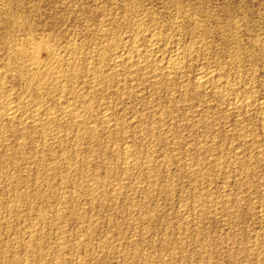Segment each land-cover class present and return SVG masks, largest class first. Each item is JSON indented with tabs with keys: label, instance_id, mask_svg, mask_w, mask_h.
<instances>
[{
	"label": "rangeland",
	"instance_id": "rangeland-1",
	"mask_svg": "<svg viewBox=\"0 0 264 264\" xmlns=\"http://www.w3.org/2000/svg\"><path fill=\"white\" fill-rule=\"evenodd\" d=\"M32 41L53 48L62 59L58 71L67 77L59 88L54 87L53 98L29 87L28 62L12 56L16 46ZM0 47V68L5 71L4 82L9 81L0 114L4 106L19 105L20 100L29 112L36 107L37 97V101L44 99L41 114L51 109L59 113L79 93L83 96L71 104L75 102L72 108L79 111L78 119L86 121L76 124L62 118L61 130L53 126L52 137L49 133L46 137L39 130L26 134L20 125L19 131L1 120L0 264H264V0H0ZM136 47L148 48L152 57L136 56L132 51ZM178 49L183 54L182 70L172 72L170 61ZM38 55L46 56L44 51ZM218 80L223 87L228 85L217 90ZM91 128L96 130L94 140L88 135ZM30 246L33 252L26 249Z\"/></svg>",
	"mask_w": 264,
	"mask_h": 264
},
{
	"label": "bare ground",
	"instance_id": "bare-ground-1",
	"mask_svg": "<svg viewBox=\"0 0 264 264\" xmlns=\"http://www.w3.org/2000/svg\"><path fill=\"white\" fill-rule=\"evenodd\" d=\"M13 14V13H12ZM15 15V14H14ZM16 20V19H15ZM15 20H14V22H15ZM17 20H18V18H17ZM8 21V20H7ZM13 21V20H12ZM19 21V20H18ZM18 24H19V22H18ZM18 24H16V25H18ZM26 25V24H25ZM15 26V25H14ZM11 27V26H10ZM16 27V26H15ZM15 27H13V28H15ZM140 27V26H139ZM9 29V28H8ZM20 30V29H19ZM138 31H140L139 29H137ZM145 30V29H144ZM142 32H143V29H142ZM158 33V32H157ZM144 34V33H143ZM6 35V34H5ZM9 36V35H8ZM153 36V35H152ZM155 36V35H154ZM21 39H23V38H21ZM149 39V38H148ZM152 39V38H151ZM157 39V38H156ZM163 39V38H162ZM33 40V39H32ZM36 40V39H35ZM146 40V39H145ZM26 41V40H25ZM25 41H24V43H25ZM5 42V41H4ZM33 43H31V42H27V45L26 46H16L14 49H13V52H12V56H13V58L15 57V58H18V59H22V58H24L27 62H28V68L25 70L26 71V74H27V81L29 82V87H36V89L38 90V92H40L42 95H44V94H50L48 97L50 98L51 97V94H52V97L51 98H53V89H54V87H56V89L57 88H59L58 86L62 83V81H64V79H65V77H67V75L66 74H63L62 72L60 73L58 70V68H59V65L61 64L60 63V56H59V58H58V55L59 54H57L58 52H56V50H54L53 48H50V47H48V46H45L44 44H35L34 43V41H32ZM145 42V41H144ZM157 42V41H156ZM9 43H10V41H9ZM12 43V42H11ZM143 43V42H142ZM149 43V42H148ZM153 42H151L150 41V43L149 44H151V45H153L152 44ZM159 42H157V44H158ZM18 44V43H17ZM16 44V45H17ZM22 44V43H21ZM121 44H123V43H121ZM141 45V43H138V45ZM146 44V43H145ZM112 45V44H111ZM143 46H144V43L142 44ZM147 45V44H146ZM154 45H156L155 43H154ZM197 45V44H196ZM195 45V46H196ZM114 46V45H113ZM117 46H120V45H118L117 44ZM137 46V45H136ZM149 46V45H148ZM157 46H159V44L157 45ZM109 47V46H108ZM125 47V46H124ZM129 47V46H128ZM131 47V46H130ZM139 47V46H138ZM161 47V46H160ZM193 47V46H192ZM1 48V47H0ZM116 48V47H115ZM120 48V47H119ZM153 48V47H152ZM151 48V49H152ZM158 48V47H157ZM187 48V47H186ZM200 48V47H199ZM76 49H77V47H76ZM105 49V48H104ZM117 49V48H116ZM127 50H129L128 48H126ZM130 49H132V48H130ZM135 49V48H134ZM155 49V48H154ZM185 49V48H184ZM183 49V50H184ZM198 49V48H197ZM75 50V49H74ZM158 50V49H157ZM160 50V52H161V50H163V49H159ZM194 50V49H193ZM196 50V49H195ZM41 51H44L45 52V54H46V56H45V58H43V59H41L40 57H39V52H41ZM101 51V50H100ZM109 51V50H108ZM111 51V50H110ZM116 51H118V50H116ZM132 51H134L135 52V55L136 56H141V57H144L146 60H148L147 58H148V56H150V51L148 50V48H142V49H139V48H137L136 47V49L135 50H132ZM177 51V50H176ZM178 51H179V49H178ZM185 51V50H184ZM192 51V50H191ZM191 51H189L191 54H192V52ZM114 52H115V50H114ZM133 52V53H134ZM160 52H158L159 54H161ZM175 52V51H174ZM181 51H179V53L178 52H176V53H174V56L172 57V60L170 61V59L168 60V61H170V63H171V66H170V68L171 69H169V70H171L172 71V69H178V67H179V69L181 68V66H180V64L182 63V57H183V54L182 53H180ZM186 52H187V50H186ZM188 52V53H189ZM197 52V51H196ZM123 53H125V52H123ZM126 53H127V51H126ZM132 53V52H131ZM131 53H128V54H131ZM133 53H132V56H134L133 55ZM155 53V52H154ZM157 53V52H156ZM157 53V54H158ZM98 54V53H97ZM115 54V53H114ZM121 55H122V52L120 53ZM120 54H118L117 53V55L118 56H116V57H119V56H121ZM152 54V53H151ZM164 54V53H163ZM193 54H195V52L193 53ZM11 55V54H10ZM126 55V54H125ZM153 55V54H152ZM152 55L150 56V57H152ZM170 55V54H169ZM184 55H186V54H184ZM113 56V55H112ZM165 56H166V54H165ZM172 55H170V57H171ZM193 56V55H192ZM108 56L106 55V58H107ZM123 57V56H122ZM163 57H164V55H163ZM124 58V57H123ZM131 58V56H129V57H127V60L128 59H130ZM134 58V57H133ZM132 58V59H133ZM156 58V57H155ZM166 58H167V56H166ZM168 58H169V56H168ZM1 59V58H0ZM2 59H3V57H2ZM6 59V58H5ZM99 59V58H98ZM154 59V58H153ZM62 60V59H61ZM112 60V59H111ZM117 60H119V58L117 59ZM126 60V61H127ZM144 60V59H143ZM143 60L141 59V63H143ZM164 60V59H163ZM184 60V59H183ZM99 61V60H98ZM98 61H96V62H98ZM114 61V60H113ZM124 61H125V59H124ZM135 61V60H134ZM134 61H132L133 63H134ZM138 61V60H137ZM140 61V60H139ZM20 62V61H19ZM101 63H102V65H103V67L104 66H106L107 65V61H106V59H105V57H103L102 58V61H100ZM116 62V61H115ZM114 62V63H115ZM120 62L121 61H118V63L120 64ZM129 62V61H128ZM127 62V63H128ZM147 62V61H146ZM150 62H152V61H150ZM158 62V61H157ZM67 63V62H66ZM140 63V62H139ZM145 63V62H144ZM143 63V64H144ZM165 63V62H164ZM168 62L166 61V64H167ZM185 63V62H184ZM187 63V62H186ZM20 64H24V63H22V61L20 62ZM74 64H75V62H74ZM113 64V63H112ZM122 64V63H121ZM123 64H124V62H123ZM135 64V63H134ZM137 64V63H136ZM149 64V63H148ZM153 64V63H152ZM4 65V64H3ZM63 65V64H62ZM65 65V64H64ZM110 65V64H109ZM117 65V64H116ZM125 65V64H124ZM182 65H185V64H182ZM18 66H21V65H18ZM126 66V65H125ZM131 66H132V64H131ZM145 66V65H144ZM152 66V65H151ZM5 67V66H4ZM8 67V66H7ZM9 67H11L10 65H9ZM26 67V66H25ZM86 67V66H85ZM85 67H84V69H85ZM110 67V66H109ZM114 67V66H113ZM113 67H111V68H113ZM127 67H129V66H127ZM133 67V66H132ZM143 67V66H142ZM141 67V68H142ZM149 67H150V64H149ZM163 67V66H162ZM187 67V66H186ZM3 68V67H2ZM2 68H0V101H1V104H3L4 105V101H3V99H4V97H5V90L7 89V88H5L6 86H5V83H7V82H9V81H7V82H4V80H6V77H5V79H4V76H5V71L4 70H2ZM12 68V67H11ZM10 68V69H11ZM96 68V67H95ZM110 68V69H111ZM118 68H120V66L118 67ZM138 68V67H137ZM183 68H184V66H183ZM13 69V68H12ZM15 69V68H14ZM13 69V70H14ZM18 69V68H17ZM22 69V68H21ZM25 69V68H24ZM72 69V68H71ZM89 69V68H88ZM94 69V68H93ZM124 69V68H123ZM130 69H131V67H130ZM133 69H135V68H133ZM154 69H155V67H154ZM161 69V68H160ZM166 69H167V67H166ZM7 70H8V68H7ZM86 70V69H85ZM92 70V69H91ZM100 70V69H99ZM118 70V69H117ZM116 70V71H117ZM121 70V69H120ZM156 70V69H155ZM181 70H182V68H181ZM12 71V70H11ZM15 71H16V69H15ZM24 71V70H23ZM77 70L75 69L74 70V72H76ZM136 71H138V70H136ZM136 71H134V72H136ZM140 71V70H139ZM164 71H165V69H164ZM167 71V73H168V70H166ZM165 71V72H166ZM207 71V70H206ZM21 72V71H20ZM19 72V73H20ZM66 72H67V70H66ZM65 72V73H66ZM93 72V71H92ZM103 72V71H102ZM113 72V71H112ZM125 72V71H124ZM127 72V71H126ZM160 72V71H159ZM162 69H161V74H162ZM170 72V71H169ZM173 72V71H172ZM8 73H9V70H8ZM22 73V72H21ZM87 73V72H86ZM105 73V72H104ZM117 73V72H116ZM209 73V72H208ZM13 74H14V72H13ZM12 74V75H13ZM18 74V73H17ZM23 74V73H22ZM74 74V73H73ZM79 74V73H78ZM77 74V75H78ZM96 74V73H95ZM103 74V73H102ZM120 74V73H119ZM128 74H129V72H128ZM152 74V73H151ZM158 74V73H157ZM157 74H155L156 76H157ZM213 74V73H212ZM49 76L50 75V77H49V80H47L46 81V76ZM76 75V76H77ZM148 75V74H147ZM209 75H210V73H209ZM6 76H7V74H6ZM9 76H11V75H9ZM18 76V78H22V76H20L19 77V75H17ZM47 76V77H48ZM72 76V75H71ZM85 76V75H84ZM93 76V75H92ZM96 76V75H95ZM94 76V78H96ZM98 76V75H97ZM151 76V75H150ZM161 76V75H160ZM163 76H165L166 77V75H163ZM169 76V75H168ZM167 76V78H171V77H168ZM171 76V75H170ZM174 76V75H173ZM178 76V75H177ZM200 76V75H199ZM205 76H206V78H207V75L205 74ZM218 76V75H217ZM14 77V76H13ZM24 77H26V76H24ZM77 77H79V76H77ZM120 77V76H119ZM126 77V76H125ZM144 77V76H143ZM142 77V78H143ZM212 77H214V76H212ZM211 76H210V78H212ZM90 78V77H89ZM118 78V77H117ZM152 78V77H151ZM160 78V77H159ZM202 78H204V76L202 77L201 76V79ZM9 79V78H8ZM23 79V78H22ZM45 80V81H41V80ZM97 79V78H96ZM95 79V80H96ZM102 78H100V80H101ZM138 79V78H137ZM158 79V78H157ZM173 79V78H172ZM172 79H171V81H172ZM199 79V78H198ZM217 79V78H216ZM24 80V79H23ZM94 80V79H93ZM111 80H112V78H111ZM131 80V79H130ZM156 80V79H155ZM160 80H163V79H160ZM167 80V79H166ZM170 80V79H169ZM84 81H85V79H84ZM91 81V80H90ZM97 81V80H96ZM95 81V82H96ZM122 81V80H121ZM127 81H129L128 79H127ZM158 81V80H157ZM168 81V80H167ZM210 81V80H209ZM213 81V80H212ZM219 81V80H218ZM24 82H26V81H24ZM93 82V81H92ZM124 82H126V81H124ZM135 82V81H134ZM169 82V81H168ZM174 82V81H173ZM204 82H207V81H204ZM214 82H216V81H214ZM214 82H213V84H214ZM27 83V82H26ZM25 83V84H26ZM67 83V82H66ZM76 83H77V80H76ZM87 83H88V81H87ZM104 83V82H103ZM111 83V82H110ZM121 83V82H120ZM123 83V82H122ZM129 83V82H128ZM156 83V82H155ZM154 83V84H155ZM200 83V82H199ZM217 83V82H216ZM219 83H220V85L218 86V85H215V88H222L223 87V82L221 83L220 81H219ZM226 83V82H225ZM228 83V82H227ZM8 84V83H7ZM28 84V83H27ZM73 84V83H72ZM130 84V83H129ZM128 84V85H129ZM158 84V83H157ZM160 84H161V82H160ZM175 84V83H174ZM173 84V85H174ZM202 84V83H201ZM204 84V83H203ZM209 84V83H208ZM212 84V85H213ZM94 85V84H93ZM111 85H113V84H111ZM110 85V86H111ZM163 85V84H162ZM166 85V84H165ZM210 85H211V83H210ZM226 85H228V84H226ZM225 85V86H226ZM78 86H79V84H78ZM98 86V85H97ZM104 86V85H103ZM117 86H118V83H117ZM130 86V85H129ZM134 86V85H133ZM200 86V85H199ZM206 86H207V84H206ZM225 86L223 87V88H225ZM28 87V88H29ZM71 87H73V85L71 86ZM77 86H75V88H76ZM105 87H106V85H105ZM112 87V86H111ZM114 87L116 88V86H115V83H114ZM125 87H126V83H125ZM159 87V86H158ZM163 87H164V85H163ZM196 87V86H195ZM213 87V86H212ZM65 88V87H64ZM68 88V87H67ZM129 88V87H128ZM162 88V87H161ZM193 88V87H192ZM198 89H200L199 87H197ZM196 88V89H197ZM207 88V87H206ZM217 88V90H219ZM77 89H78V87H77ZM91 89V88H90ZM117 89H118V87H117ZM120 89V88H119ZM118 89V90H119ZM126 89V88H125ZM188 89V88H187ZM213 89H214V87H213ZM34 90V89H33ZM72 90V89H71ZM73 90H75V89H73ZM82 90V89H81ZM80 90V91H81ZM111 90H112V88H111ZM121 90V89H120ZM119 90V91H120ZM127 90V89H126ZM226 90V89H225ZM36 91V90H35ZM58 91H59V89H58ZM101 91V90H100ZM113 91V90H112ZM119 91H117V92H119ZM124 91V90H123ZM191 91V90H190ZM198 92L200 91V90H197ZM205 91H206V89H205ZM224 91V90H223ZM222 90H221V92H223ZM7 92H9V91H7ZM57 92V91H56ZM66 92V91H65ZM186 92H187V90H186ZM194 92V91H193ZM217 92V91H216ZM30 93H31V90H30ZM72 93V92H71ZM75 93V92H74ZM121 93V92H120ZM195 93V92H194ZM38 94V93H37ZM61 94V93H60ZM68 94H70V92L68 93ZM187 94V93H186ZM220 94V93H219ZM219 94H217V96H219ZM225 94V93H224ZM10 95V94H9ZM9 95H7V96H9ZM23 95H26V94H23ZM29 95V94H28ZM28 95H27V97L26 98H28ZM39 96H40V94H38ZM56 95V94H55ZM62 95V94H61ZM71 95V94H70ZM69 95V96H70ZM128 95V94H127ZM60 96V95H59ZM83 95L82 94H77V93H75V97L76 98H81ZM209 96V95H208ZM19 97V96H18ZM21 97V96H20ZM30 97V96H29ZM42 97H44V96H42ZM46 97V96H45ZM65 97V96H64ZM74 97V98H75ZM118 97V96H117ZM243 97V96H242ZM10 98V97H9ZM9 98H6V99H9ZM12 98V97H11ZM37 98H39V97H37ZM37 98L35 99L36 100V107L34 108V109H31V111H26L27 110V108H26V110H25V108L23 109L20 105V103H25L23 100H20L19 102V105H17V104H14V105H12L11 104V106L10 105H7V106H4L3 107V109H4V111H3V113H1L0 114V125L2 126V123H1V120L3 121H7V123L9 122L11 125H16V127H17V124L18 125H20L21 127H23V131L27 134V132H31V131H34V130H39L40 132H42V134L44 133V134H46V137L48 136L47 134L49 133L50 134V137H52L51 136V133L54 131V128H53V126H59V125H61V123H62V118H65V120H66V118H69V119H73V121H74V123H76V124H79V123H81V122H83L82 120L84 119H78L79 118V111H77V109L75 108V110L72 108V105L74 106L75 105V102H73L74 104H71L72 103V101H73V97L71 96V100H69L70 102H69V104L68 103H66V104H68L65 108V110L64 111H62L63 109H61V111H62V113L61 114H59L61 111H59V113H56L55 111H53V109H51V111L49 112V111H47V110H45V111H47V112H45V113H42L41 114V109L45 106L44 105V102L42 103V100H44L43 98L42 99H40L39 101H37ZM57 98V97H56ZM67 98V97H66ZM245 98V97H244ZM5 99V100H6ZM21 99H22V97H21ZM25 99V98H24ZM31 99V98H30ZM29 99V100H30ZM60 99V98H59ZM87 99V98H86ZM93 99V98H92ZM91 99V100H92ZM223 99V98H222ZM238 99V98H237ZM236 99V100H237ZM33 100V99H32ZM46 100V99H45ZM224 100V99H223ZM16 101V100H15ZM18 101V100H17ZM26 101H27V99H26ZM51 101V100H50ZM54 101H55V97H54ZM59 101V100H58ZM65 101H66V99H65ZM86 102H87V100H85ZM85 101H83V103L85 102ZM204 101V100H203ZM246 101V99L244 100V102ZM6 102V101H5ZM7 102H8V100H7ZM14 102V101H13ZM27 102H29V101H27ZM32 102V101H31ZM30 102V105L32 106V103ZM47 102V101H46ZM56 102V101H55ZM77 102V101H76ZM79 102V101H78ZM85 102V103H86ZM34 103V104H35ZM48 103V102H47ZM65 103V102H64ZM82 103V102H81ZM7 104V103H6ZM5 104V105H6ZM27 104V103H26ZM25 104V105H26ZM78 104V103H77ZM230 104H232V103H230ZM242 104V103H241ZM28 105H29V103H28ZM81 105V104H80ZM91 105V102H89V106ZM243 105V104H242ZM2 106V105H1ZM34 106V105H33ZM76 106V105H75ZM59 107V106H58ZM60 107H62V105L60 106ZM64 107V106H63ZM94 107V106H93ZM29 108V107H28ZM49 108V107H48ZM52 108H53V106H52ZM55 108V107H54ZM88 108V107H87ZM86 108V109H87ZM92 108V107H91ZM102 108V107H101ZM236 108V107H235ZM45 109V108H44ZM58 109V108H57ZM94 109V108H93ZM97 108H95V110H96ZM98 109H99V107H98ZM103 109V108H102ZM167 109V108H166ZM1 110V109H0ZM59 110V109H58ZM105 110V109H104ZM108 109H106L105 111H107ZM182 110V109H181ZM233 110V109H232ZM2 111V110H1ZM43 111V110H42ZM76 111L79 113L78 115L76 114ZM81 111H83V110H81ZM90 111V110H89ZM93 111V110H92ZM111 111V110H110ZM168 111V110H167ZM166 111V112H167ZM179 111V110H178ZM44 112V111H43ZM84 112H85V110L83 111V114H84ZM88 112V111H87ZM94 112V111H93ZM102 112V111H101ZM101 112H99V113H101ZM112 112V111H111ZM89 113V115L90 116H92V113L90 114V112H88ZM88 113H86V115H88ZM97 113V112H96ZM96 113H95V116H96ZM163 113V112H162ZM98 114V113H97ZM105 114H107V113H105ZM104 114V115H105ZM85 115V114H84ZM84 115H83V117H84ZM167 115V114H166ZM98 116V115H97ZM102 116V115H101ZM106 116V115H105ZM104 116V117H105ZM108 116V115H107ZM114 116V115H113ZM169 116V115H168ZM177 116V115H176ZM109 117V116H108ZM110 117H111V115H110ZM162 117H163V115H162ZM166 117V116H165ZM164 117V118H165ZM90 118V117H89ZM169 118V117H168ZM108 119V118H107ZM162 119V118H161ZM174 119V118H173ZM64 119H63V121H65ZM85 120H86V117H85ZM87 120H91V118L90 119H88L87 118ZM104 120V119H103ZM106 120V119H105ZM108 120H110V118L108 119ZM112 120V119H111ZM3 121V122H4ZM67 121V120H66ZM71 121V120H70ZM72 121V122H73ZM114 121V120H113ZM261 121V120H260ZM264 121V120H263ZM86 122V121H85ZM85 122H83V123H85ZM92 122H94V121H92ZM108 122V121H107ZM107 122L105 121V125L107 124ZM112 122V121H111ZM117 122H120V121H117ZM160 122V121H159ZM239 122V121H238ZM6 123V122H5ZM68 123H69V121H68ZM82 123V124H83ZM198 123H201V122H198ZM73 124V123H72ZM89 124V123H88ZM68 125H70V123L68 124ZM67 125V126H68ZM81 125V124H80ZM85 125V124H84ZM90 125H92V123H90ZM104 125V124H103ZM104 125V128L105 127H107V126H109V125H107V126H105ZM111 125H112V123H111ZM114 125V124H113ZM4 126V125H3ZM57 126V127H58ZM71 126V125H70ZM158 126V125H157ZM206 126H208V125H206ZM4 127H6V125L4 126ZM13 128V126H10V128ZM15 127V128H16ZM20 127V128H21ZM56 127V128H57ZM65 127V126H64ZM73 127V126H72ZM71 127V128H72ZM81 127V126H80ZM85 127H86V125H85ZM94 127H95V125H94ZM155 126H153V127H151V128H154ZM18 128V127H17ZM16 128V129H17ZM20 128H18V130L20 129ZM59 128H60V126H59ZM62 128V127H61ZM61 128H60V130H61ZM67 128V127H66ZM70 128V129H71ZM99 128H101V127H99ZM109 128V127H108ZM112 128H114V127H112ZM185 128V127H184ZM208 128V127H207ZM6 129V128H5ZM4 129V130H5ZM76 129V128H75ZM74 129V130H75ZM80 129V128H79ZM81 129L83 130V128L81 127ZM86 129V128H85ZM96 129V128H95ZM98 129V128H97ZM118 129V128H117ZM122 129H123V127H122ZM156 129V128H155ZM21 130V132H22V134H23V131ZM68 130H69V126H68ZM67 130V131H68ZM72 130V129H71ZM163 130V129H162ZM0 131H1V129H0ZM6 131V130H5ZM13 131H14V129H13ZM20 131V130H19ZM58 131V130H57ZM56 131V132H57ZM77 131V130H76ZM75 131V132H76ZM81 130H79V132H80ZM154 131V130H153ZM156 131V130H155ZM61 132V131H60ZM66 132V131H65ZM83 132H84V130H83ZM86 132V131H85ZM96 132V130H93L92 128H91V130H90V133H88V135H90L89 137L90 138H92L93 136H94V134L93 133H95ZM159 132V131H158ZM253 132V131H252ZM251 132V133H252ZM1 133H2V131H1ZM12 133V132H11ZM31 133H33V132H31ZM62 133H63V131H62ZM61 133V134H62ZM69 133V132H68ZM156 133V132H155ZM160 133V132H159ZM240 133H241V129H240ZM39 134V133H38ZM41 134V133H40ZM60 136H61V134L60 133H58ZM80 134H81V132H80ZM80 134H77V135H80ZM85 134V133H84ZM255 134V133H254ZM28 135H30V134H28ZM28 135H26V136H28ZM53 135H54V133H53ZM55 135H57L56 133H55ZM65 135V134H64ZM76 135V136H77ZM86 136H87V134H85ZM98 135V134H97ZM112 135V134H111ZM161 135H162V133H161ZM253 135V134H252ZM3 136V135H2ZM5 136V135H4ZM3 136V137H4ZM23 136V135H22ZM63 136V135H62ZM67 136L69 137V134H67ZM73 136V135H72ZM82 136V138H83V135H81ZM242 136V135H241ZM58 137V136H57ZM65 137H66V135H65ZM67 137V138H68ZM78 137V136H77ZM97 137V136H96ZM124 137V136H123ZM154 137V136H153ZM1 138V137H0ZM21 138V137H20ZM28 138H29V136H28ZM71 138V137H70ZM74 138H75V135H74ZM89 138V139H90ZM98 138H100V137H98ZM127 138V137H126ZM125 138V139H126ZM4 139V138H3ZM49 139V138H48ZM55 139V138H54ZM59 139V138H58ZM57 139V140H58ZM84 139V138H83ZM86 139V138H85ZM95 139H97V138H95ZM162 139V138H161ZM19 140V139H18ZM44 140H46L45 138H44ZM59 140H61V139H59ZM58 140V141H59ZM79 140H80V137H79ZM88 140V139H87ZM91 140V139H90ZM93 140H94V137H93ZM113 140V139H112ZM117 140V139H116ZM23 141V140H22ZM41 141V140H40ZM51 141H53V140H51ZM85 141V140H84ZM97 141V140H96ZM98 141H99V139H98ZM1 142V141H0ZM48 142H50V141H48ZM61 142V141H60ZM68 142H69V140H68ZM74 142V141H73ZM91 142V141H90ZM95 142V141H94ZM2 143V142H1ZM31 143V142H30ZM46 143V142H45ZM63 142H61V144H62ZM76 143V142H75ZM98 143V142H97ZM103 143V142H102ZM177 143V142H176ZM194 143V142H193ZM48 144V143H47ZM64 144V143H63ZM71 144V143H70ZM91 144H92V142H91ZM1 145V144H0ZM42 145V144H41ZM50 145V144H49ZM67 145V144H66ZM69 145V144H68ZM67 145V146H68ZM73 145H76V144H73ZM88 145V144H87ZM105 145V144H104ZM65 146V145H64ZM70 146V145H69ZM77 146H79L78 145V143H77ZM84 146V145H83ZM89 146V145H88ZM127 146V145H126ZM176 146V145H175ZM260 146V145H259ZM2 147V146H1ZM47 147V146H46ZM60 147H62V145L60 146ZM66 147V146H65ZM205 147V146H204ZM251 147V146H250ZM256 147V146H255ZM9 148V147H8ZM45 148V147H44ZM78 148V147H77ZM82 148V147H81ZM80 148V149H81ZM93 148V147H92ZM128 148H129V146H128ZM167 148H168V146H167ZM95 149V148H94ZM100 149V148H99ZM102 149H104V148H102ZM132 149V148H131ZM130 149V150H131ZM195 149V148H194ZM209 149V148H208ZM7 150V149H6ZM37 150V149H36ZM44 150V149H43ZM92 150V149H91ZM127 150V149H126ZM134 150V149H133ZM197 150V149H196ZM259 150V149H258ZM17 151V150H16ZM63 151V150H62ZM100 151V150H99ZM106 151V150H105ZM40 152V151H39ZM43 152V151H42ZM41 152V153H42ZM94 152V151H93ZM104 152V151H103ZM128 152V151H127ZM131 152V151H130ZM24 153V152H23ZM64 153V152H63ZM69 153V152H68ZM142 153H143V151H142ZM1 154V153H0ZM18 154V153H17ZM125 154H126V151H125ZM150 154V153H149ZM23 155V154H22ZM72 155V154H71ZM94 155V154H93ZM97 155V154H96ZM100 155V154H99ZM120 155V154H119ZM130 155H132V152H131V154ZM141 155V154H140ZM145 155V154H144ZM154 155V154H153ZM262 155V154H261ZM261 155H259V156H261ZM4 156V155H3ZM5 156H6V154H5ZM5 156H4V158H5ZM29 156H31V155H29ZM34 156V155H33ZM76 156V155H75ZM105 156V155H104ZM125 155L123 154V157H124ZM167 156V155H166ZM37 157V156H36ZM64 157V156H63ZM114 157V156H113ZM119 157V156H118ZM149 157H151V154H150V156ZM177 157V156H176ZM21 158V157H20ZM38 158V157H37ZM70 157H68V159H69ZM72 158V157H71ZM79 158V157H78ZM77 158V159H78ZM164 158V157H163ZM171 158V157H170ZM259 158V157H258ZM6 159H8V158H6ZM65 159V158H64ZM120 159V158H119ZM146 159H147V157H146ZM20 160V159H19ZM71 160V159H70ZM76 160V159H75ZM86 160V159H85ZM135 160H137V158L135 159ZM167 160V159H166ZM237 160V159H236ZM242 160V159H241ZM251 160V159H250ZM5 161V160H4ZM46 161V160H45ZM80 161V160H79ZM107 161V160H106ZM126 162L128 161V160H125ZM125 161H124V163H125ZM165 161V160H164ZM59 162H61V161H59ZM58 162V163H59ZM69 162H71V161H69ZM104 162H105V160H104ZM112 162V161H111ZM130 162V161H129ZM153 162V161H152ZM197 162V161H196ZM230 162V161H229ZM244 162V161H243ZM248 162V161H247ZM42 163L43 162H41V166H42ZM57 163V164H58ZM86 163V162H85ZM128 163V162H127ZM134 163V162H133ZM192 163V162H191ZM57 164H56V166H57ZM61 164V163H60ZM102 164V163H101ZM205 164V163H204ZM219 164H220V161H219ZM244 164V163H243ZM49 165H52V164H49ZM59 165V164H58ZM63 165H65L64 163H63ZM71 165V164H70ZM73 165H75V163L73 164ZM78 166H79V164H77ZM87 165H88V163H87ZM98 165H100V164H98ZM136 165V164H135ZM159 165H161V163L159 164ZM179 165V164H178ZM26 166V165H25ZM41 166H40V168H41ZM47 166H48V164H47ZM96 167H97V165H95ZM104 166H105V164H104ZM128 166V165H127ZM130 166H131V164H130ZM132 166H134L133 164H132ZM137 166L138 165H136V167L135 168H137ZM182 166V165H181ZM226 166H227V162H226ZM244 166V165H243ZM52 167V166H51ZM60 167H62V166H60ZM60 167H58V168H60ZM64 167V166H63ZM67 167H68V165H67ZM73 167H75V166H73ZM72 167V168H73ZM77 167V166H76ZM85 167V166H84ZM124 167H125V164H124ZM140 168H141V166H139ZM184 167V166H183ZM193 167V166H192ZM191 167V168H192ZM195 167H197V166H194V168ZM200 167V166H199ZM216 167H218V166H216ZM223 167V166H222ZM221 166H220V168H222ZM56 168V167H55ZM70 168V167H69ZM107 168V167H106ZM133 168V167H132ZM185 168V167H184ZM194 168H193V171H194ZM225 168V167H224ZM8 169V168H7ZM42 169V168H41ZM46 169H48V168H46ZM45 169V170H46ZM54 169V168H53ZM74 169V168H73ZM76 169V168H75ZM134 169V168H133ZM139 169V168H138ZM223 169V168H222ZM238 169V168H237ZM5 170V169H4ZM49 170V169H48ZM51 170V169H50ZM57 170V169H56ZM61 170V169H60ZM78 170H79V168H78ZM105 170V169H104ZM128 170H130V167H129V169ZM146 170H147V168H146ZM145 170V171H146ZM154 170V169H153ZM199 170V169H198ZM197 170V171H198ZM226 170V169H225ZM53 171V170H52ZM74 171V170H73ZM99 171V170H98ZM112 171V170H111ZM118 171V170H117ZM148 171H149V169H148ZM152 171V170H151ZM196 171V172H197ZM200 171V170H199ZM6 172V171H5ZM51 172V171H50ZM67 172V171H66ZM75 172L76 173H78L76 170H75ZM83 172V171H82ZM87 172V171H86ZM85 172V173H86ZM129 172H131V171H129ZM156 172H159V171H156ZM195 172V171H194ZM222 172V171H221ZM225 172V171H224ZM1 173H3V172H1ZM42 173H43V171H42ZM47 173V172H46ZM46 173H45V176L44 177H46ZM96 173V172H95ZM112 173V172H111ZM133 173V172H132ZM150 173V172H149ZM152 173V172H151ZM155 173V172H154ZM229 173V172H228ZM87 174V173H86ZM215 174V173H214ZM231 174V173H230ZM8 175V174H7ZM41 175V174H40ZM40 175L38 176V177H40ZM71 175V174H70ZM81 175H83V174H81ZM91 176H92V174H90ZM100 175V174H99ZM111 175V174H110ZM152 175V174H151ZM170 175V174H169ZM206 175V174H205ZM42 176V175H41ZM65 176V175H64ZM95 176H96V174H95ZM98 176V175H97ZM126 176V175H125ZM130 176V175H129ZM159 176V175H158ZM9 177H10V175H9ZM70 177V176H69ZM76 177V176H75ZM86 177H87V175H86ZM85 177V178H86ZM89 177V176H88ZM113 177V176H112ZM156 177H157V175H156ZM212 177V176H211ZM7 178H8V176H7ZM32 178V177H31ZM30 178V179H31ZM33 178H34V176H33ZM32 178V179H33ZM77 178V177H76ZM106 178V177H105ZM150 178V177H149ZM148 178V179H149ZM167 178V177H166ZM171 178V177H170ZM10 179V178H9ZM36 179H37V177H36ZM41 179V178H40ZM42 179H43V177H42ZM47 179H48V177H47ZM46 179V181H47V183L49 182L48 180ZM52 179V178H51ZM61 179V178H60ZM99 179V178H98ZM120 179V178H119ZM125 179V178H124ZM165 179V178H164ZM196 179H198V178H196ZM6 180H8V179H6ZM15 180V179H14ZM38 180V179H37ZM37 180H36V182H37ZM55 180V179H54ZM97 180V179H96ZM110 180V179H109ZM108 180V181H109ZM122 180H123V178H122ZM150 180H152V179H150ZM155 180V179H154ZM246 180V179H245ZM10 181H11V179H10ZM29 181V180H28ZM39 181V180H38ZM43 181H44V179H43ZM65 181V180H64ZM80 181V180H79ZM105 181V180H104ZM9 182V181H8ZM52 182H53V180H52ZM58 182V181H57ZM73 182V181H72ZM113 182V181H112ZM123 182V181H122ZM4 183V182H3ZM46 183V182H45ZM50 183V182H49ZM62 183V182H61ZM60 183V184H61ZM76 183V182H75ZM80 183V182H79ZM93 183H94V181H93ZM119 183V182H118ZM153 183V182H152ZM193 183H194V181H193ZM6 184V183H5ZM30 184V183H29ZM35 184V183H34ZM115 184V183H114ZM155 184V183H154ZM169 184V183H168ZM175 184V183H174ZM0 185H1V183H0ZM9 185V183L7 184V186ZM75 185V184H74ZM82 185V184H81ZM83 185H84V183H83ZM82 185V186H83ZM108 185H109V183H108ZM123 185V184H122ZM121 185V186H122ZM131 185V184H130ZM164 185V184H163ZM210 185V184H209ZM2 186V185H1ZM20 186V185H19ZM32 186V185H31ZM113 186V185H112ZM157 186V185H156ZM170 186V185H169ZM191 186H193V185H191ZM249 186V185H248ZM3 187V186H2ZM6 187V186H5ZM4 187V188H5ZM87 187V186H86ZM123 187V186H122ZM159 187H161V185L159 186ZM166 187H167V185H166ZM190 187V186H189ZM196 187V186H195ZM83 188V187H82ZM91 188V187H90ZM102 188V187H101ZM170 188V187H169ZM168 188V189H169ZM202 188V187H201ZM2 189V188H1ZM18 189V188H17ZM34 189V188H33ZM56 189V188H55ZM117 189V188H116ZM123 189V188H122ZM173 189V188H172ZM7 190V189H6ZM94 190V189H93ZM144 190V189H143ZM166 190V189H165ZM171 190V189H170ZM198 190V189H197ZM248 190H249V188H248ZM31 191V190H30ZM43 191H45V190H43ZM56 191V190H55ZM88 191V190H87ZM113 191H114V189H113ZM120 191V190H119ZM118 191V192H119ZM122 191V190H121ZM169 191V190H168ZM205 191V190H204ZM251 191V190H250ZM250 191H249V193H250ZM13 192V191H12ZM21 192V191H20ZM76 192H77V190H76ZM105 192V191H104ZM166 192H167V190H166ZM170 192H172V191H170ZM18 193H19V191H18ZM36 193V192H35ZM41 193V192H40ZM45 193H46V191H45ZM67 193V192H66ZM94 193V192H93ZM96 193V192H95ZM149 193V192H148ZM199 193V192H198ZM197 193V194H198ZM246 193V192H245ZM39 194V193H38ZM90 194V193H89ZM105 194V193H104ZM146 194V193H145ZM167 194H169V193H167ZM174 194V193H173ZM201 195H202V193H200ZM16 195V194H15ZM15 195L13 196V198L15 197ZM20 195V194H19ZM32 195H33V193H32ZM37 195V194H36ZM43 195V194H42ZM88 195V194H87ZM121 195V194H120ZM149 195H150V193H149ZM154 195V194H153ZM28 196V195H27ZM35 196V195H34ZM41 196V195H40ZM147 196V195H146ZM170 196V195H169ZM203 196H204V194H203ZM231 196V195H230ZM19 197V196H18ZM23 197V196H22ZM208 197V196H207ZM16 198V197H15ZM34 198V197H33ZM32 198V199H33ZM44 198V197H43ZM42 198V199H43ZM50 198V197H49ZM54 198V197H53ZM57 198V197H56ZM64 198V197H63ZM17 199V198H16ZM36 199V198H35ZM48 199V198H47ZM47 199H46V201H47ZM141 199V198H140ZM204 199V198H203ZM37 200V199H36ZM35 200V201H36ZM40 200V199H39ZM49 200V199H48ZM56 200V199H55ZM67 200V199H66ZM78 200V199H77ZM94 200V199H93ZM14 201H15V199H14ZM18 201H21V200H18ZM33 201V200H32ZM32 201H31V203H32ZM44 201H45V199H44ZM228 201V200H227ZM24 202V201H23ZM22 202V203H23ZM34 202V201H33ZM54 202V201H53ZM137 202V201H136ZM205 202V201H204ZM14 203V202H13ZM17 203V202H16ZM47 203V202H46ZM51 203V202H50ZM60 203V202H59ZM206 203V202H205ZM211 203H212V201H211ZM222 203V202H221ZM221 203H219V204H221ZM238 203V202H237ZM10 204V203H9ZM20 204V203H19ZM28 204V203H27ZM216 204V203H215ZM263 204V203H262ZM2 205V204H1ZM26 205V204H25ZM32 205V204H31ZM68 205V204H67ZM131 205V204H130ZM210 205V204H209ZM35 206V205H34ZM68 206H70V205H68ZM1 207V206H0ZM10 207V206H9ZM11 207H12V205H11ZM17 207V206H16ZM19 207H20V205H19ZM203 207V206H202ZM217 207V206H216ZM2 208H3V206H2ZM40 208V207H39ZM58 208V207H57ZM223 208V207H222ZM22 209V208H21ZM34 209V208H33ZM66 209H68V207L66 208ZM71 209H73V207H71ZM74 209H77V208H74ZM232 209V208H231ZM119 210V209H118ZM159 210V209H158ZM194 210V209H193ZM226 210H228L227 208H226ZM10 211V210H9ZM61 210H59V212H60ZM72 211V210H71ZM203 211V210H202ZM210 211V210H209ZM3 212V211H2ZM8 212V211H7ZM16 212V211H15ZM24 212V211H23ZM68 212V211H67ZM73 212H74V210H73ZM75 212H76V210H75ZM79 213L81 212L80 210L78 211ZM156 212V211H155ZM157 212H159V211H157ZM11 213V212H10ZM18 213V212H17ZM33 213V212H32ZM39 213V212H38ZM37 213V214H38ZM118 213V212H117ZM19 214H21V213H19ZM40 214V213H39ZM64 213H62L61 215H63ZM77 214V213H76ZM153 214V213H152ZM213 214V213H212ZM15 215V214H14ZM18 215V214H17ZM45 215V214H44ZM73 215V214H72ZM74 215H75V213H74ZM78 215V214H77ZM84 215H85V213H84ZM207 215V214H206ZM19 216V218H20V215H18ZM51 216V215H50ZM65 216V215H64ZM79 216V215H78ZM77 216V217H78ZM83 216V215H82ZM140 216V215H139ZM16 217V216H15ZM41 217H43V215L41 216ZM76 217V218H77ZM80 217V216H79ZM152 217V216H151ZM204 217V216H203ZM22 218V217H21ZM40 218V217H39ZM59 218V217H58ZM63 217H61V219H62ZM82 218V217H81ZM143 218V217H142ZM15 219V218H14ZM24 219H26V217H24ZM45 219V218H44ZM67 219V218H66ZM84 219V218H83ZM82 219V220H83ZM150 219V218H149ZM16 220V219H15ZM22 220V219H21ZM52 220V219H51ZM79 220V219H78ZM85 220V219H84ZM83 220V221H84ZM151 220V219H150ZM2 221V220H1ZM19 221H20V219H19ZM24 221V220H23ZM81 221V220H80ZM147 221V220H146ZM198 221V220H197ZM25 222V221H24ZM82 222V221H81ZM88 222H90V220L88 221ZM110 222V221H109ZM200 222H201V220H200ZM142 223V222H141ZM8 224V223H7ZM6 224V225H7ZM13 224V223H12ZM94 224V223H93ZM183 224V223H182ZM9 225V224H8ZM14 225V224H13ZM17 225V224H16ZM27 225V224H26ZM21 226V225H20ZM30 226V225H29ZM28 226V227H29ZM10 227V226H9ZM34 227V226H33ZM45 227H46V225H45ZM88 227V226H87ZM11 228H12V226H11ZM25 228V227H24ZM37 228V227H36ZM60 228H61V226H60ZM60 228L58 229V230H60ZM180 228V227H179ZM15 229V228H14ZM20 229V228H19ZM65 229V228H64ZM98 229V228H97ZM185 229V228H184ZM12 230V229H11ZM21 230V229H20ZM52 230V229H51ZM89 230V229H88ZM87 230V231H88ZM91 230V229H90ZM92 230H93V228H92ZM186 230V229H185ZM189 230V229H188ZM6 231V230H5ZM17 231H19V230H17ZM22 231V230H21ZM43 231V230H42ZM47 231V230H46ZM9 232V231H8ZM16 232V231H15ZM37 232V231H36ZM62 232V231H61ZM199 232V231H198ZM202 232V231H201ZM200 232V233H201ZM33 233V232H32ZM39 233H40V231H39ZM31 234V233H30ZM30 234H29V236H30ZM47 234V233H46ZM198 234V233H197ZM32 235V234H31ZM45 235V234H44ZM58 235V234H57ZM62 235H63V233H62ZM65 235H66V233H65ZM86 235H88V234H86ZM28 236V237H29ZM43 236V235H42ZM47 236V235H46ZM61 236V235H60ZM13 237H14V235H13ZM198 237V236H197ZM201 237V236H200ZM27 238V237H26ZM30 238H32V237H30ZM39 238V237H38ZM38 238H37V240H38ZM22 239H24V238H22ZM34 239H35V237H34ZM40 239H41V237H40ZM0 240H2V239H0ZM30 240V239H29ZM54 240V239H53ZM62 240V239H61ZM69 240V239H68ZM67 240V241H68ZM35 241V240H34ZM39 241H41V240H39ZM43 241V240H42ZM206 241V240H205ZM19 242V241H18ZM24 242V241H23ZM26 242V241H25ZM24 242V243H25ZM31 242V241H30ZM29 242V243H30ZM38 242V241H37ZM44 242V241H43ZM56 242V241H55ZM59 242V241H58ZM79 242H80V239H79ZM3 243V242H2ZM7 243V242H6ZM22 243V242H21ZM21 243H19V245H22ZM29 243H28V245H29ZM34 243V242H33ZM66 243V242H65ZM43 244V243H42ZM60 244H61V242H60ZM67 244V243H66ZM79 244V243H78ZM83 244V243H82ZM0 245H2V244H0ZM5 245V244H4ZM10 245V244H9ZM9 245H8V247H9ZM18 245V244H17ZM27 244H25L24 246H26ZM27 245V246H28ZM47 245V244H46ZM54 245H55V243H54ZM64 245V244H63ZM201 245H203L204 246V244H202L201 243ZM13 246V245H12ZM12 246H10V247H12ZM23 246V245H22ZM35 246V245H34ZM50 246V245H49ZM48 246V247H49ZM51 246H53V245H51ZM71 246H73V245H71ZM82 246H84V245H82ZM100 246V245H99ZM255 246V245H254ZM13 247H15V245L13 246ZM19 247V246H18ZM18 247H17V249H18ZM36 247V246H35ZM34 247V248H35ZM39 247H40V244H39ZM42 247V246H41ZM47 247V248H48ZM56 247V246H55ZM59 247H61V246H58V249H60ZM66 247V246H65ZM76 246H74V248H75ZM79 247V246H78ZM90 247V246H89ZM6 248H7V246H6ZM21 248V247H20ZM44 248V247H43ZM57 248V247H56ZM62 248V247H61ZM94 248V247H93ZM101 248V247H100ZM201 248V247H200ZM199 248V249H200ZM204 248V247H203ZM207 247L205 246V249H206ZM259 248V247H258ZM0 249H1V247H0ZM3 249V248H2ZM11 249V248H10ZM9 249V250H10ZM22 249V248H21ZM24 249V248H23ZM27 250H28V252L29 251H31V252H33V248L30 246V247H28V248H26ZM41 249V248H40ZM64 249V248H63ZM102 249V248H101ZM262 249V248H261ZM261 249H259V252H260V250ZM264 249V248H263ZM16 250V249H15ZM37 250V249H36ZM61 250V249H60ZM74 250V249H73ZM72 250V251H73ZM78 250V249H77ZM86 250V249H85ZM92 250V249H91ZM204 250V249H203ZM207 250V249H206ZM210 250H211V248H210ZM250 250V249H249ZM7 251V250H6ZM38 251V250H37ZM40 251V250H39ZM42 251V250H41ZM54 251V250H53ZM76 251V250H75ZM120 251V250H119ZM181 251H183V250H181ZM4 252V251H3ZM25 252H27V251H25L24 250V253ZM30 252V253H31ZM64 252V251H63ZM78 252V251H77ZM95 252V251H94ZM248 252V251H247ZM256 252V251H255ZM9 254H10V252H8ZM7 253V254H8ZM23 253V254H24ZM56 253V252H55ZM54 253V254H55ZM67 253V252H66ZM180 253V252H179ZM206 253V252H205ZM54 254H52V255H54ZM121 254V253H120ZM119 254V255H120ZM237 254V253H236ZM241 254V253H240ZM247 254V253H246ZM245 254V255H246ZM30 255V254H29ZM41 254H39V256H40ZM51 255V256H52ZM56 255V254H55ZM54 255V256H55ZM60 255V254H59ZM62 255H64V253L63 254H61V256ZM249 255V254H248ZM252 255V254H251ZM6 256V255H5ZM11 256V255H10ZM14 256V255H13ZM64 256H66V255H64ZM71 256V255H70ZM241 256V255H240ZM254 256V255H253ZM252 256V258H254ZM3 257V256H2ZM16 257V256H15ZM31 257V256H30ZM35 257V256H34ZM48 257V256H47ZM56 257H57V255H56ZM59 257V256H58ZM72 257V256H71ZM148 257V256H147ZM248 257V256H247ZM7 258H9V257H7ZM11 258V257H10ZM14 258V257H13ZM18 258V257H17ZM32 258V257H31ZM31 258H30V260H31ZM39 258V257H38ZM51 258V257H50ZM91 258V257H90ZM146 258V257H145ZM250 258V257H249ZM256 258V257H255ZM3 259H6V258H3ZM2 259V260H3ZM15 259V258H14ZM19 259V258H18ZM26 259L27 260H25L26 262L28 261V258L26 257ZM35 259V258H34ZM41 259H42V257H41ZM60 259H61V257H60ZM87 259V258H86ZM9 261H11V259H8ZM22 260V259H21ZM37 260H39V259H37ZM45 260H47V258L45 259ZM51 260H52V258H51ZM54 260H56V259H53V261ZM81 260V259H80ZM85 260V259H84ZM83 260V261H84ZM171 260V259H170ZM180 260V259H179ZM256 260H258V259H256ZM259 260H261V259H259ZM8 261V262H9ZM14 261H16V260H14ZM18 261V260H17ZM34 261V260H33ZM39 261H41V260H39ZM58 261V260H57ZM86 261V260H85ZM87 261H88V259H87ZM99 261V260H98ZM13 262V261H12ZM47 262H49V259H48V261ZM51 262V261H50ZM73 261H71V263H72ZM89 262V261H88ZM264 262V261H263ZM4 263V262H3ZM5 263H7L6 261H5ZM23 263H24V261H23ZM32 263V262H31ZM39 263V262H38ZM41 264H42V262H40ZM52 263V262H51ZM61 263V262H60ZM85 263V262H84ZM174 263V262H173ZM257 263H258V261H257ZM260 263V262H259ZM2 264V263H1ZM14 264V263H13ZM17 264V263H16ZM30 264V263H29ZM163 264V263H162Z\"/></svg>",
	"mask_w": 264,
	"mask_h": 264
}]
</instances>
